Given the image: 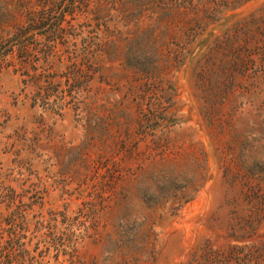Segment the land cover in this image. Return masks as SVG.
I'll return each instance as SVG.
<instances>
[{"label": "rangeland", "instance_id": "1", "mask_svg": "<svg viewBox=\"0 0 264 264\" xmlns=\"http://www.w3.org/2000/svg\"><path fill=\"white\" fill-rule=\"evenodd\" d=\"M7 2L30 32L0 66V170L28 138L45 155L6 180L30 204L0 264L264 262V0ZM154 166L191 178L141 205Z\"/></svg>", "mask_w": 264, "mask_h": 264}, {"label": "trees", "instance_id": "2", "mask_svg": "<svg viewBox=\"0 0 264 264\" xmlns=\"http://www.w3.org/2000/svg\"><path fill=\"white\" fill-rule=\"evenodd\" d=\"M41 7H44V4H42ZM35 14H37V16H32L30 18L32 22H36L37 24H39V26H44L48 23L49 17L45 18L46 12L44 9L40 10V12ZM14 19H15L14 10L12 9V6L7 2V0H0V44L11 42L10 44H6V46L3 49L2 48L0 49V66H2L3 63H5L4 58L6 55H8L11 52L13 47L12 42L17 39V36L21 37L24 36V34L30 32L28 27H25L24 29L20 27V34H17L15 31L12 32L10 27L13 25ZM140 33H141L140 31H135L134 36H132L129 40L131 42L138 43L140 39H143ZM101 41L99 42V44L104 45L106 48H108V46L113 43V40L111 38H106ZM150 69L152 70L151 72L157 71V68L155 67H152ZM46 103L42 102L40 104L41 111L43 113L47 112V110L49 109V106ZM27 141L29 142L26 144L24 143L22 144V146H19V148H17V151L19 153H21L22 151L25 152L24 157H22L20 160L13 159V161L11 162L13 163V167H10L6 170L3 169L0 170V226L4 222L7 223L13 222L15 219L14 217L15 215L24 217L23 215L25 212H20L19 210L22 206L25 208L29 207L30 204L27 203L25 200H23L24 194H22V192H18L14 188L8 187L6 185V180L10 175H12L15 172V170H17L16 171L17 174L19 175L23 174L22 163L27 164L28 174H32L31 172L32 165L28 164V162H30L34 157L32 156V154H35V156L37 157H41L42 155H45L44 152L45 147L42 140L36 138H31V139L28 138ZM57 157L60 159V161H62V157L60 156V154H58ZM83 162H84L83 164L86 165V163H88V160L85 159L83 160ZM86 169H89L90 172V168H86ZM89 172L87 173V176L90 174ZM91 175L94 178V174ZM23 179L25 183L27 179L25 177H23ZM24 189L25 188H23L22 190ZM3 203H5V208H3L2 206ZM6 231L10 233L9 235H11V233L15 232V229L10 227L7 228ZM260 264H264V262H260Z\"/></svg>", "mask_w": 264, "mask_h": 264}, {"label": "clouds", "instance_id": "3", "mask_svg": "<svg viewBox=\"0 0 264 264\" xmlns=\"http://www.w3.org/2000/svg\"><path fill=\"white\" fill-rule=\"evenodd\" d=\"M189 178H191L189 174L177 172L171 166L151 167L147 170V174L141 177L139 183L136 185L137 195L135 199L139 201L141 205H144L143 201L138 196L139 189H147L151 193H156L155 189L157 185L167 184L173 179L182 183ZM125 211L128 213L127 222L134 223L137 227L144 222L145 216L138 213L136 209L132 207L131 203L126 205Z\"/></svg>", "mask_w": 264, "mask_h": 264}]
</instances>
